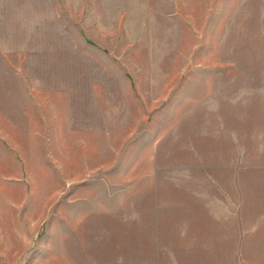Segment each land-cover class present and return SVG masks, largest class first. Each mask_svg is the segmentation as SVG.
I'll list each match as a JSON object with an SVG mask.
<instances>
[{"label": "rangeland", "instance_id": "374dc122", "mask_svg": "<svg viewBox=\"0 0 264 264\" xmlns=\"http://www.w3.org/2000/svg\"><path fill=\"white\" fill-rule=\"evenodd\" d=\"M259 6L0 0V264H264Z\"/></svg>", "mask_w": 264, "mask_h": 264}, {"label": "crops", "instance_id": "0c3cea01", "mask_svg": "<svg viewBox=\"0 0 264 264\" xmlns=\"http://www.w3.org/2000/svg\"><path fill=\"white\" fill-rule=\"evenodd\" d=\"M245 1V7H244V14L246 15V19H252V7L253 4L255 2V4L257 5V0H244ZM256 10V9H255ZM259 21H261V27L264 28V0H260V6H259ZM258 18H256L257 20Z\"/></svg>", "mask_w": 264, "mask_h": 264}]
</instances>
